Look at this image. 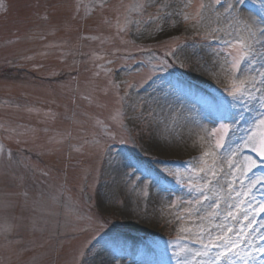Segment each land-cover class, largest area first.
Returning a JSON list of instances; mask_svg holds the SVG:
<instances>
[{"label": "rangeland", "instance_id": "374dc122", "mask_svg": "<svg viewBox=\"0 0 264 264\" xmlns=\"http://www.w3.org/2000/svg\"><path fill=\"white\" fill-rule=\"evenodd\" d=\"M261 29L264 0H0V264H105L104 249L106 264H202L209 231L261 264L264 154L246 144L264 115ZM240 38L255 60L234 101L221 66Z\"/></svg>", "mask_w": 264, "mask_h": 264}, {"label": "snow or ice", "instance_id": "6c2138e0", "mask_svg": "<svg viewBox=\"0 0 264 264\" xmlns=\"http://www.w3.org/2000/svg\"><path fill=\"white\" fill-rule=\"evenodd\" d=\"M217 3H220V0H216ZM242 3L243 0H240ZM188 3H191V0H188ZM188 6V5H186ZM203 7V5H201ZM231 8L232 6L229 5ZM171 15V13H168ZM159 18V17H157ZM185 19L188 17L185 16ZM250 29V26H249ZM261 35L264 36V29H261ZM258 43H262L264 46V42L257 41ZM235 44L239 45V49L235 54L229 52L226 54L224 59V65H228L227 68L222 65L224 72L227 75H230L233 79V87L232 90L225 89L227 94L234 100L238 101L244 98L245 96L251 97V92L249 90L248 85L245 83V80L240 79V73L242 71L241 65L247 63L248 65H253L255 60V52L251 44H248L244 38L237 39ZM229 47H234V45L229 44ZM249 71L251 69H248ZM260 76V80L258 81L260 84H264V70H257ZM237 83L240 86H237ZM262 105H264V96L261 98ZM205 131H208L205 129ZM222 131L224 135H227L229 128L226 125H221L220 129H212L209 132V135H214L216 132ZM223 139V136H221ZM259 141L260 143V151L261 154H264V115H261L260 119L257 120L254 124V127L248 136L247 143H251L253 146V150H256V143ZM222 145L218 142L217 147H221ZM207 155V153H206ZM214 174V173H213ZM261 211H264V206H261ZM231 213H229V216ZM251 223V222H250ZM221 232H223L224 226L220 225ZM231 231V229H228ZM254 230V229H253ZM243 228L240 230V235H243ZM261 240H264V235L260 236ZM199 243L201 244V250L197 251L195 255L198 256H208L209 259L207 261L202 262V264H236V261L232 259L233 256H240V252L237 249L240 248L243 241L238 239H232L230 237H225L223 235H217L215 237L212 236L211 232H208V242L204 243L203 237L200 238ZM219 249L215 256H211L212 249ZM253 251L264 254V246L257 247L253 245ZM252 253L245 252V257L251 256ZM255 260V257H253ZM183 264H187V261H184ZM244 264H248V260H244ZM261 264H264V261H261Z\"/></svg>", "mask_w": 264, "mask_h": 264}, {"label": "bare ground", "instance_id": "6f19581e", "mask_svg": "<svg viewBox=\"0 0 264 264\" xmlns=\"http://www.w3.org/2000/svg\"><path fill=\"white\" fill-rule=\"evenodd\" d=\"M239 12L240 13H243V15H245L246 18L249 19L254 25L257 26L258 24H260V20L257 18V14H256V12L254 10H252L250 8H247V9L246 8L245 9L243 8V9H239ZM186 101L187 102H184L186 104L184 106H185L186 110L187 109H190L189 107L192 108L193 113L191 112L192 115H190V117H191L192 120H194V122H195L194 124H196L199 128L200 127L202 129L205 128L207 125H205L206 123H205L204 119L205 120L206 119H208V120L210 119V112L208 111V109L201 108V107H198V106L194 105V102L191 101V100H189V99H186ZM198 127L193 126V128H195L196 130H197ZM191 134L192 135H189L188 136L189 137V139H188L189 142L192 141L194 143H198L199 140H200V142H202L203 136L194 135L195 134V131L192 132ZM206 153L208 155V153H209V150L208 149H205L204 150V155H206ZM249 163H251V159L249 157H247L246 155L240 154L238 160L236 161V167L237 168H242V167H244V165L249 164ZM124 165L125 164H123V166ZM253 176L256 179L258 178L257 175H253ZM155 198L158 199V200H161V197H160L159 194H156V197ZM256 202L258 203V205H260V204H262L263 201L261 199H257ZM128 210H129V206H128ZM130 210H131V207H130ZM239 229H242V228H239ZM236 232H238V230ZM260 246H264V245L263 244L257 245V247H260ZM104 250H103V253H102V256H103L102 257V260H103L104 263L105 262L106 263H110L114 259H117L109 251H104Z\"/></svg>", "mask_w": 264, "mask_h": 264}]
</instances>
